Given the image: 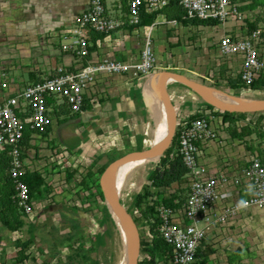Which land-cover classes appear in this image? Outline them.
Segmentation results:
<instances>
[{"label": "built area", "instance_id": "obj_1", "mask_svg": "<svg viewBox=\"0 0 264 264\" xmlns=\"http://www.w3.org/2000/svg\"><path fill=\"white\" fill-rule=\"evenodd\" d=\"M170 1L86 0L84 9L68 26L52 33L59 50L70 55L73 64H57L51 72L34 81L25 76L22 87L8 82L5 73H0V86L9 92L0 99V150H5L8 157L11 198L27 222L40 221L43 209L61 208L54 202V196L61 195L66 204L80 213V225L87 230V236L97 229L93 215L83 209V201L93 197L97 190L82 188L79 184L80 165L87 145L72 153L59 142L55 136L57 111L63 107L82 119L88 108L99 103L100 82L118 78L123 85L139 84L141 80H149L152 74L174 68L166 50L161 54L163 58L157 59L155 18L147 25H139L141 14L157 15ZM175 1L185 17L214 19L217 25L232 20L237 27L224 31L209 43L200 37L199 62L207 63L202 58L209 56L207 76L217 75L223 81L228 77L238 78L245 87L264 79V49L261 48L264 26L256 25L249 30L244 27L245 21L252 19V10L244 8L251 0ZM166 22L174 36L176 29L189 32L194 26L182 25L174 19ZM176 60L175 66H179L182 58ZM223 67L226 69L222 75ZM221 112L195 98L183 113L182 121H178L176 144L167 155L161 156L178 157L187 172L168 185L148 183L147 202L135 207L138 215L150 208L141 226L138 264H147L150 260L147 249L153 243L152 230L166 250L162 257L154 258L153 264H197V255L205 253L206 247L213 249L208 258L217 252L219 237L230 232L232 222L251 213L253 208L264 207V140L257 149H250L242 139L235 141L229 132L230 127L239 132L253 123L259 113L244 114L242 119L230 121ZM74 128L81 135V129ZM54 139V143H46ZM25 158L35 161L36 165L25 164ZM51 164L59 165V172H48L46 167ZM68 166L73 170L69 180L65 176ZM27 173H36L50 191L38 200L33 199L23 180ZM241 200L246 201V206L238 209ZM14 232H10L12 240L18 238ZM79 243L74 241L70 248H76ZM30 262L27 257L26 264Z\"/></svg>", "mask_w": 264, "mask_h": 264}, {"label": "rangeland", "instance_id": "obj_2", "mask_svg": "<svg viewBox=\"0 0 264 264\" xmlns=\"http://www.w3.org/2000/svg\"><path fill=\"white\" fill-rule=\"evenodd\" d=\"M259 10L261 11L260 14H264V7L263 10L262 8H259ZM211 34L212 32L209 28L191 29V36L190 38H187V40L189 41L188 45H191V50H196V54L194 55L196 57L194 65H196V60L199 58L200 52H202L199 46L200 42L199 40L195 39V37L197 36V38H199L202 35L207 38ZM167 50L166 53H170V59L172 60L173 67L175 66L176 60L175 52H169L171 50ZM163 52H165L164 49L162 50V53ZM156 54H158L157 59H159L161 54L159 55V51H157ZM161 57L163 58V56ZM209 63L210 62L207 61V63L204 64L209 66ZM164 70L177 71L189 78V76L186 75V69L182 66H177L176 69L167 68ZM48 71H50L49 68ZM46 73L47 70L43 71L44 75ZM192 77L194 79L191 80L196 83L220 88L230 92L232 95L246 96L254 99L264 100L263 90L257 91L251 89L250 87L244 89H230L226 86L225 81H223L224 78H220V76L217 75H212L209 77L204 72V68L202 74L192 75ZM166 87L169 91L172 101L177 107V119L178 121H182V112L185 111L186 106L191 103L192 99L197 98L201 100V98L192 92L185 84L176 80H168ZM150 92L152 95L153 108L159 109V94L153 82L150 85ZM249 117L252 118L253 116L251 115ZM147 118L148 123L146 124L145 128L139 130H137V128H134L133 130H127V127L124 126V128L122 127L121 130H116V128H98V130L95 131L94 135H91L90 138H87V135L84 133L82 136V145H87V151L85 154L86 160H82L83 164L80 165L82 168L81 173L86 178V186H92L97 190L93 198L88 199L86 203H84V207L86 209L94 210L97 208L98 204L101 203V195L103 194V191L100 184V175L105 168V165L124 153L146 148L151 145L153 128L155 126L156 119L152 108L148 109ZM242 118L243 116L230 119L234 120ZM261 122L264 123V111L258 114V118L253 123L250 122L247 126H244L247 128L248 133L242 138L234 137L235 141L237 139H242L241 142L244 143L248 148L257 149L261 141L264 140V127H262ZM156 123L158 124V119H156ZM139 132H144V134H139ZM176 133L177 127L173 135L174 142L176 139ZM78 139H80V136L74 135L65 137L64 142L67 143L68 146H74ZM55 141L56 139L47 141L46 143L51 144ZM235 141L233 142L237 143ZM39 143L40 140L37 141V144ZM160 157L161 156L154 157L152 160L156 162ZM148 159L149 158H146L140 163H138L139 159H132L128 161L120 171L124 180L119 187L118 197L122 207L133 223L135 229L134 235L136 233L138 242L143 233V228L141 226L147 217V213L145 212L138 215L134 212V196L148 190L149 180L147 179L146 174L151 168L148 163ZM97 165L100 167L98 171L91 169ZM66 170L71 171V166H68ZM124 171H127V173L123 174ZM52 173L54 174L56 172ZM88 173H90V175ZM54 176L57 177L56 175ZM4 180L5 169L3 168L2 170L0 169V188L5 185ZM47 187L49 186L46 184H40L39 191L41 195L38 198H32L38 200L44 196L46 192L50 191V189H47ZM2 194L3 192L0 194V196ZM57 198L59 199V197ZM9 209L10 213L7 224L15 228L14 230H16V232H14L13 235L18 236V238H16L17 241L16 239L12 240L11 234L9 231H6V229V233L4 234V231L2 230L4 226H1L0 223V242L3 243V245H0V264H14L11 262L13 258L19 259L17 262L18 264H26L27 257H30L31 259L30 264H119L124 256L125 245L123 242V237L117 232L115 228L111 226L108 221L106 222L107 230L105 234L103 236L101 235V237L97 236L96 240L94 239L96 235L95 233L101 230V214L97 209L94 210L95 215L93 216L94 221L98 225L97 229H95L93 233L88 234V236L82 237V240H86L88 243V250L93 252L91 254L92 256L89 258H84L82 255L77 253L78 251L76 252L70 248L71 243H73L75 240H78L76 237L80 231L77 229V227H75V233L67 230L68 228L61 221L59 213H49L48 209H43L41 213L45 214V219L39 224L35 222V228L34 226L29 227V222L23 218L21 211L15 209L14 207H9ZM259 209L260 210L256 215H251L248 213L241 217L237 222L234 221L229 225L230 232H224L221 237H219V243L216 247L217 252L215 251L214 255L210 256L211 258L215 256L212 261H215L219 264H227L223 258L224 256H226L230 251L234 250L235 247H245L242 249L244 251L242 255L243 258H246V260L243 261L242 264H264V234L262 231V229H264V207ZM18 222L20 223L18 224ZM17 224L19 226H17ZM30 228H32V230ZM79 236L81 237V232ZM154 239L158 241V237L156 235H154ZM198 259L200 262L199 264L203 262H205L204 264L211 263V261H208V259L206 260L202 256H199ZM1 261L3 263H1ZM233 264L241 263L239 261H234Z\"/></svg>", "mask_w": 264, "mask_h": 264}, {"label": "crops", "instance_id": "obj_3", "mask_svg": "<svg viewBox=\"0 0 264 264\" xmlns=\"http://www.w3.org/2000/svg\"><path fill=\"white\" fill-rule=\"evenodd\" d=\"M85 1L86 0H0V73H5L8 82L13 83L18 87H22L25 84V76L29 81H34L51 72L57 64H73L71 56L59 50L58 43L52 36V33L58 28L68 26L73 17L80 10L84 9ZM263 7L264 0H251L244 6L245 9L252 10L253 14L252 19L246 20L244 23V27H246L247 30H249L251 24H253V26H264V14H260L261 11L259 10V8H262L263 10ZM155 20L157 21L156 31L153 33L155 52L157 53V51H159V55L162 54L163 49L171 50L169 52H175V59L182 58L179 66L186 69V75H188L190 79H194L192 75L202 74L203 68L206 73L207 67V65H205L206 63L199 62V58L196 60V65H194L196 59L194 55L196 54V50H191V45H188L189 41L187 40V38H190L191 36V29H211V35L207 38L203 36L208 43L213 39L220 37L224 31H233L237 29L233 21L229 20L223 25H194L193 28L189 29V32L183 31V29H176V36H174L170 33L169 24L166 22L162 14H157ZM200 37H202V35ZM200 37L197 38L196 36L195 39L200 40ZM261 48L264 49V45ZM118 55L119 54H116V56ZM208 58V55H204L202 59L204 62H207L209 61ZM235 66L236 64L233 63V69H235ZM173 67L174 68L172 69H176L177 64ZM48 68L50 71H48ZM225 69L226 67L221 69L222 75L225 73ZM45 70H47V73L44 75L43 71ZM147 81L148 80H141L139 84L123 85L118 78H115L114 80L111 79L107 82H100L98 86L102 87V94L100 95L99 103L94 107L88 108L87 111L81 115L82 119H80V117H75L76 120L74 122L63 125L60 127L59 131H57V127L60 123H63L67 119L74 118L71 116L72 113H69L63 107L57 111L55 136L70 152L78 153L82 147L85 146L82 145V136L84 133L87 135V138H90L98 128H116V130H121L123 126L127 127V130H133L134 128L139 130L145 128L148 123L147 113L150 108L146 105L144 100L146 92L144 85ZM7 93H9L7 89L0 86V99ZM190 104L186 106L185 111ZM159 105L163 110L168 108V105L160 95ZM185 111L182 112V115ZM164 114L167 120L170 121L171 113L169 109H166ZM74 126H78L81 129V135H78L75 132ZM139 134H144V132H139ZM74 135L80 136V139H78L74 146H68V144L64 142V138ZM84 160H86V157ZM24 162L25 164L33 163V166L36 165V162L30 158H25ZM81 164H83V161ZM46 169L50 173L59 172L60 170L59 165L57 164H51L47 166ZM91 169L98 171L100 167L97 165ZM126 173L127 171L123 172V174ZM122 176L123 175L119 173L116 185L124 180ZM48 188L49 187H47V189ZM57 197H59V199ZM54 202L59 203L61 208L56 211L49 208V213H59L61 221L68 228L67 230L71 231V228L73 227L76 231L75 227H77L81 232V237L79 236V232L76 237L78 240H75L80 243L72 250H75L76 252L78 251L77 253L84 258L91 257L93 252L88 250V243L86 240H82L83 236H87V230L80 225V213H77L74 206L64 202V196H55ZM84 203H86V200L83 201V206ZM84 208L85 207H83V209ZM94 210L89 209L88 211L94 216ZM259 210V208H253L249 214L256 215ZM65 214H69L72 218L70 222L64 218ZM40 216L41 221H38V224L45 219V214H41ZM33 224L34 223H29V227H35V224ZM30 229L32 230V228ZM2 230L4 231V234L8 231H5V228ZM262 231L264 234V229H262ZM10 232L12 231H9V233ZM237 248L244 249L245 247H235L234 250ZM234 250L230 251L228 254L232 253ZM212 251L213 249L206 247V252L202 254V257L211 261L210 264H216L217 262L212 261L215 256L212 258L210 257V259L207 256V254H210ZM228 254L225 256V263L227 264ZM245 260L246 258H243V255H241L240 258L235 261H239L242 264ZM18 261V258H13L11 262L18 264ZM197 262L198 264L200 263L199 259H197ZM204 263L205 262L201 264Z\"/></svg>", "mask_w": 264, "mask_h": 264}, {"label": "trees", "instance_id": "obj_4", "mask_svg": "<svg viewBox=\"0 0 264 264\" xmlns=\"http://www.w3.org/2000/svg\"><path fill=\"white\" fill-rule=\"evenodd\" d=\"M157 13L162 14L165 18V20H178L182 23V25L186 26H192V25H201V26H211V25H216L217 21L214 19H197L194 17H185L183 10L180 8V6L177 4L175 0L170 1L167 5L162 7ZM156 13H151V14H141L140 16V21L139 25H147L153 19L155 18ZM255 26L251 24L249 26V29H252ZM226 86L230 89H235V88H247L245 87L241 81L238 78H232L228 77L225 79ZM249 87L253 90H263L264 91V79L260 78L256 81H254L252 84L249 85ZM206 104V103H205ZM209 108H211L210 105L206 104ZM82 108H86V105H83ZM222 116L227 118L230 121H233V119L230 118H235V117H242L244 114H231L227 112H221ZM72 117H76V114H72ZM193 117V116H191ZM190 117V118H191ZM229 132L233 137L237 138H242L248 133L247 128L243 127L239 132H236L233 127L229 128ZM174 138V137H173ZM173 138L170 142V145L167 147V149L163 152V155H167L168 152H170L175 144H176V139H177V133H176V139L175 142L173 141ZM25 143V142H24ZM0 169L2 170L3 168L5 169V185H3L0 188V194L3 192V194L0 196V213H1V226H4V228L8 231H13L15 228L12 226H9L8 223V216L10 213L9 207H14L17 209L14 200L11 198L12 195V186L10 184V180L7 175V164H8V157L6 155L5 150H0ZM148 163L151 166V168L148 170L146 176L147 179L149 180V183L153 186H162V185H168L170 182L174 180L180 179L186 172L187 169L181 162V160L178 157H175L173 159H168L166 156H161L158 161H153L152 159H148ZM106 166V165H105ZM104 166V167H105ZM72 171H65V176L66 179L69 180L71 179ZM91 173V172H90ZM90 173H88L90 175ZM92 174V173H91ZM23 180L26 182L28 189H29V194L31 197L38 198L41 193L39 191L40 184L42 183L41 178L36 174V173H27L24 175ZM80 186L82 188H91L90 186H86V178L84 175L81 176V181H80ZM149 188V187H148ZM4 190V191H3ZM149 190L141 193V194H136L134 196V205L135 207L139 206L142 203H146L148 200L149 196ZM88 199H91V197H88ZM66 209V208H65ZM97 209L101 213V230L98 231L94 237L96 240L97 236L101 235L103 236L106 232V222L108 221L113 228L117 230L119 233V230L116 226L115 223V218L109 208V205L105 199V196L102 194L101 195V203L98 204ZM89 210V209H85ZM150 211V208L148 207L146 210V213L148 214ZM64 218L66 220H72L69 214H65ZM20 222H18L19 224ZM17 224V226H19ZM16 226V225H15ZM72 233H75L74 228H71ZM152 233L156 235L155 231L152 230ZM157 236V235H156ZM158 237V236H157ZM17 241V239H16ZM16 245V243H15ZM209 250V249H208ZM207 250V251H208ZM147 251L150 254V260L147 261V264H153L154 263V258L155 257H162L165 253V247L163 241L158 237V241H156L153 238V243L150 247H148ZM244 251L242 249H235L232 253L228 254L227 256V261L228 264H233L235 260H238L240 256L242 255ZM199 256H202V254L197 255V259ZM19 260V259H18ZM1 263H3L1 261Z\"/></svg>", "mask_w": 264, "mask_h": 264}, {"label": "water", "instance_id": "obj_5", "mask_svg": "<svg viewBox=\"0 0 264 264\" xmlns=\"http://www.w3.org/2000/svg\"><path fill=\"white\" fill-rule=\"evenodd\" d=\"M157 74V79L155 81V88L158 94L162 97L164 102L170 107L171 109V117L169 122V129L166 139L157 145H150L149 147L132 150L127 153H124L111 162H109L105 168L103 169L100 175V184L103 191V195L109 205V208L115 218L116 226L119 230L120 235H124L125 240H123L125 248L127 250V262L128 264H138V256H139V242L137 240L136 233L135 235L131 233L129 226L134 230L133 223L130 217L125 212L120 199L118 197L117 191L111 184V176L115 168L124 160L135 158V157H146L152 159L154 157H159L163 154V152L167 149L170 145V142L173 138L174 132L177 127L178 122V113L177 107L175 103L172 101L170 94L167 90L166 83L170 79H178L181 83L185 84L192 92H194L197 96L201 98V100L222 111L231 114H257L264 111V100L257 105V106H250L245 108H232V107H223L216 103L208 94H206L203 90L201 85L194 82L190 78L186 77L184 74L179 73L177 71H170V70H162L159 71ZM75 121V118H70L60 123L57 127V131H59L60 127L63 125H67Z\"/></svg>", "mask_w": 264, "mask_h": 264}, {"label": "bare ground", "instance_id": "obj_6", "mask_svg": "<svg viewBox=\"0 0 264 264\" xmlns=\"http://www.w3.org/2000/svg\"><path fill=\"white\" fill-rule=\"evenodd\" d=\"M156 79H157V74H152L150 76V79L144 85L145 91H146L145 92V98H144L145 103L148 107L153 109V112L156 116V119H158V124L156 123V119H155V126L153 128V137L151 140V145L160 144L166 139L167 134H168V129H169V121L167 120V118L164 114V111L166 109H169V111L171 113V109L169 106H168V108H165L164 110L160 107L159 104H158L159 109H154L152 106V95H151L149 89H150V85L152 84V82H153V84H155ZM170 80H176V81L180 82V80H178V79L172 78ZM199 85H201L202 90L206 94H208L214 101H216V103H218L219 105H221L223 107L245 108V107H250V106H257L262 102V100H260V99H254V98H250V97H246V96L232 95L230 92L223 90V89H220V88L210 87V86H206L203 84H199ZM156 124H157V126H156ZM132 159H139L138 163H140L143 160H145L146 157L142 156V157H135V158H130V159L124 160L115 168V170L113 171V174L111 176V184L114 187V189L117 191V193L119 191V187L121 186V184L123 182L122 181L116 185L118 175H119L120 171L122 170L123 166L128 161H130ZM129 228H130L131 233L134 234L133 229L130 226H129ZM123 240H125L124 235H123ZM124 252H125L124 256L121 259L119 264H128V262H127V257H128L127 254L128 253H127L126 248H125Z\"/></svg>", "mask_w": 264, "mask_h": 264}, {"label": "clouds", "instance_id": "obj_7", "mask_svg": "<svg viewBox=\"0 0 264 264\" xmlns=\"http://www.w3.org/2000/svg\"><path fill=\"white\" fill-rule=\"evenodd\" d=\"M245 206H246V201L241 200V201L238 203L237 208L240 209V208H243V207H245Z\"/></svg>", "mask_w": 264, "mask_h": 264}]
</instances>
